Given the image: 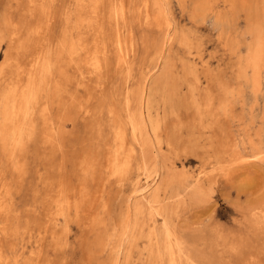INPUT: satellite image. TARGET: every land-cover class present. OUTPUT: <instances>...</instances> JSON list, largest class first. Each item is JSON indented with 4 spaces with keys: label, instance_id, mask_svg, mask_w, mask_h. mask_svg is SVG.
I'll return each instance as SVG.
<instances>
[{
    "label": "rangeland",
    "instance_id": "obj_1",
    "mask_svg": "<svg viewBox=\"0 0 264 264\" xmlns=\"http://www.w3.org/2000/svg\"><path fill=\"white\" fill-rule=\"evenodd\" d=\"M4 1L0 0V10ZM163 1L169 19L174 21L166 46L162 7L155 0H111L109 7L122 11L116 32L123 42L120 63L115 61L117 54L112 46L108 69L87 84L90 94L81 86L75 94L82 110L80 106L75 108L73 122L66 121L52 144L44 146L36 143L38 139L29 143L22 156V169L15 171L6 155L0 153V196L9 200V217L17 225L2 248L8 259L17 257L19 264H102L105 260L108 264L118 236L115 225L130 193V205L141 210L143 236L151 226L156 228L154 241L159 242L163 255L156 264H168L164 244L169 241L178 264H264V0ZM154 6H158L156 12ZM55 7L66 8V1L55 0ZM146 12L158 13L159 23L148 19ZM58 26L55 23L53 29ZM1 44L0 59L5 46ZM127 91H133L128 103L124 98ZM89 95H94L91 102L86 101ZM93 108L101 109L104 119L108 108L123 122L131 114L146 130L149 142L144 143V137L135 141L125 123V152L131 155L132 164L124 176L109 172L106 158L111 151L100 147L94 136L96 118L88 115ZM216 115L221 125L217 137L225 135L229 141L226 150L216 149L210 141ZM86 156L85 161L91 157L89 162L97 165L93 175L88 171L85 176L81 170L80 162ZM60 177L64 186H69L70 180L76 191L80 210H71L69 217L48 208L52 204L51 187H56ZM82 186L87 188L84 194ZM152 193L156 197L149 206ZM163 224L167 230L162 235L158 227ZM143 236L137 241L140 249L125 243L119 264H148L142 257L146 256L143 246L147 245Z\"/></svg>",
    "mask_w": 264,
    "mask_h": 264
},
{
    "label": "bare ground",
    "instance_id": "obj_2",
    "mask_svg": "<svg viewBox=\"0 0 264 264\" xmlns=\"http://www.w3.org/2000/svg\"><path fill=\"white\" fill-rule=\"evenodd\" d=\"M65 1H66V8L61 10V9L55 7V0H14V4H13V1H11V0H5L4 4L2 5V8L0 10V49L2 48L1 42H3L5 45L4 49L2 50V55H1V59H0V153L1 154L4 153L6 155L9 165L11 166V168L15 169V171L22 169L21 168L22 167V156L26 152V148H27L29 143H31L33 141L35 142V140L38 139L36 143L42 142L43 144H45L44 146H46V144H52L54 142L53 141L54 135L63 130V125L66 123V121L73 122L74 114H75V112H74L75 108L78 106H80V110H82V108H83V105L77 102V98L75 95L78 88L81 86L82 89L87 90V93L90 94L91 91L88 90L87 84H88V82H90L91 79L101 77L103 75L104 71L106 69H108L109 65L112 62L111 61L112 60L111 59V57H112L111 47L112 46L114 47V50L117 54L115 61H117V63H120L121 57L119 56V52L122 51V48H123L122 43L123 42L119 38V36L116 34V32H117V28H118V24H119L118 21L119 20L122 21V11L121 10H115L114 8H110L109 5L111 3V0H65ZM128 1H130V0H128ZM155 2L162 7L161 12H162L163 19L165 20V27H166V32L164 34V41L163 40L162 41H163V44L166 46V44L169 41L171 34L173 32V24H174L173 22L174 21L172 22L171 19H169L170 17H168L169 15H167L168 11L166 13V10H165L166 4H164V1L163 0H155ZM243 5L245 6L246 4H243ZM169 6L170 5H168V7ZM129 7H130V5L128 6V9H129ZM192 7H194V5ZM157 8H158V6L157 7L154 6L153 10L156 12L158 10ZM196 8H198V7H196ZM118 11L120 12V17H119ZM151 12H153V11H151ZM151 12H150V14L146 12V17L149 16L148 19L151 17L154 21H156V23H159L158 13L154 14ZM262 12L263 11H261L259 13L262 14ZM222 15H224V14H222ZM260 16H262V15H260ZM127 17H129V16H127ZM217 17H218V15H217ZM151 18H150V20H151ZM215 18H216V16H215ZM262 18H264V17H262ZM221 19H222V16H221ZM128 21H129V19H128ZM55 23H58V25H59L57 30L53 29V26L55 25ZM213 23L215 25L214 20H213ZM129 25H130V21H129ZM259 29H260V26H259ZM253 30L254 29H252L251 31H253ZM55 33H57V34H55ZM239 34H240V32H239ZM233 35H234V32H233ZM259 35L258 36L256 35V36L259 37ZM232 36H231V38H232ZM243 36H245V35H243ZM256 36H255V38H257ZM252 38L254 39V36ZM228 39H230V38H228ZM228 39H227V41H228ZM253 39H252V42L254 41ZM152 40H153V37H152ZM155 40H156V37H155ZM155 40L153 42H155ZM186 47H188V46H186ZM134 49H135V47H134ZM259 50H260V47H259ZM126 51H127V49H125V51L122 53V56L126 53ZM131 51L132 50H130V53H131ZM186 51H187V48H186ZM192 64H193V62H192ZM187 65H189V64H187ZM195 67L193 66L192 68H195ZM185 68H186V66H185ZM188 68H186V69H188ZM178 69H179V67H178ZM190 70H191V68H190ZM182 73H184V72H182ZM149 74H150V72H149ZM127 75H129V73ZM191 75H195V74L191 73ZM238 75H240V73ZM198 76H199V74H198ZM183 77H185V76H183ZM186 78H188V77H186ZM186 78H183V79H186ZM185 81L188 82V80H185ZM190 82H191V80H190ZM254 82H255V80H254ZM146 87H148L147 84H146ZM164 89H165V87H164ZM179 90H180V88H179ZM189 91L191 94V90H189ZM226 91H228V90H226ZM151 92H150V94H151ZM132 93H133V91L125 92L124 98L126 100V103L130 102ZM163 94H164V92H163ZM93 96H91V95L87 96L86 101L91 102L93 99ZM100 97L102 99V95ZM143 98H144V95H143ZM167 98H168V96H167ZM171 98L172 97H170V99ZM178 98H177V100H178ZM189 98L191 99V97H189ZM189 98H187V99H189ZM147 99L148 98H146V101H147ZM181 99H182V97H181ZM143 100H145V99H143ZM234 100H236V99H234ZM199 102H201V101H199ZM145 103L146 102H144V104ZM167 104H168V102H167ZM222 107H224L223 102L221 103V108ZM144 108H146V107H144ZM93 109H95V108H93ZM154 109H155V107H154ZM84 110L85 111H83V112L86 113L85 108H84ZM177 110H178V108H177ZM198 111H199V109H198ZM105 112L108 114V117L106 114V119H104V117H103L104 112L102 113L101 109H97V110L95 109L93 112H90L88 114V115H90L92 113L94 115V117L96 118V122L94 123L95 126H93L94 127L93 128L94 136L97 138L98 141H100V142H98L100 147H107V149H109L111 151L109 156H107V158H106L107 159L106 163H107V167L109 169V172L115 176H124L126 174L127 170L129 169V166L132 164L131 163V155H129V153L125 152L126 145H127L125 123L129 125L130 130L132 132V136L135 139V141H138V139L140 137H144L143 142L146 143L147 141L149 142V139L147 138L148 136L146 134V130H144V127H142L140 125V122L136 121L131 114H128L127 115L128 118L126 119V121L123 122L122 119L116 118V116L114 114V110H112V108H110V109L108 108ZM145 113H148V112L146 111ZM145 113H144V116H145ZM167 113H169V112H166V114ZM205 113H207V111ZM153 114H155V116H156L157 113H155V111H154ZM202 114H204V113H202ZM198 115H200V114H198ZM202 116H204V115H201L200 117H202ZM219 121H220V118L218 115H216L214 117V123H213V127H212L213 138H211L210 141H211L212 146L215 147L216 149L226 150V148L228 147V144H229L227 136L221 135V136L217 137V134L219 133V128L221 127V125L219 124ZM147 122H148V120H147ZM194 124L195 123H193V125ZM199 124H201V123H199ZM182 125H183V123H182ZM202 125H203V122H202ZM191 127H193V126L191 125ZM202 128H200V129H202ZM154 129L157 130L158 128L154 127L153 130ZM176 129H178V127ZM105 130H107V131H105ZM77 134H78V132H77ZM156 135L158 136V134H156ZM159 136H161V135H159ZM159 136H158V138H159ZM178 137H179V135H178ZM66 139H68V138H66ZM70 140H71V138H70ZM163 140H164V137H163ZM75 141H76V139H75ZM58 142H59V140H58ZM69 142H71V141H69ZM84 145H85V143H84ZM159 145H160V140H159ZM165 145H164V147H166ZM205 145H207V144H205ZM66 146H70V145H66ZM66 146L65 147L63 146V147L67 148ZM73 147H75V145ZM82 149H84V147ZM167 150H168V148H167ZM184 151L185 150H183V152ZM101 152H102V150H101ZM177 152H181V151H177ZM214 153H216V151H214ZM66 154H68V153H66ZM168 154H170V153H168ZM177 154L178 153H176V155ZM81 155H82V153H81ZM86 158H87V156L84 157V160L80 162L81 164L79 163L81 165V166L80 165L79 166L81 167V170L84 172L85 176L87 175L88 171H90V173L93 175L94 173H96L95 171L97 170V165H96V163L94 164V163L89 162L91 157L88 161L87 160L85 161ZM216 158H218V157H216ZM136 159L137 158H135V160ZM154 159H156V158H154ZM138 161H140V160H138ZM161 162H160V164H161ZM71 163L73 164L72 161H71ZM100 164H102V163H100ZM217 164H219V163H217ZM143 165H144V162H143ZM155 166H158V165H155ZM69 167H73V166H71V164H70ZM23 170H24V168H23ZM149 170H151V169H149ZM24 171H27V170H24ZM82 171H79V174ZM1 172H2V170H1ZM155 173H156V170H155ZM28 174H29V172H28ZM96 175H95V177H96ZM42 176L43 175H41V177H38V179L39 178L42 179ZM24 177H25V175H24ZM128 179H129V177H128ZM214 179H215V176H214ZM15 180L19 181V178L17 177V179H15ZM82 180H84V179H82ZM41 183H43V182H41ZM68 183H69L68 184L69 186H67V185L64 186V179L61 177L57 181H55L54 185H56V187L52 186L51 187L52 191H50L52 194L49 193L50 203H52V204H50V205L48 204V208L54 207L62 215L65 214L66 217H69L71 210H73V212L80 210L79 206H78V204H76V200H75L76 191L72 185V182H70V180H68ZM36 184H37V182H36ZM39 186L40 185H38V188H39ZM92 186H94V185H92ZM9 187L10 186L8 185L6 190H5L6 192L9 191ZM89 187H90V185H89ZM134 188L132 190H134ZM140 188L141 187H139L138 189H140ZM86 189H87L86 187L82 186L81 191L83 194L85 193ZM136 190L134 192H136ZM127 196L129 198L125 202L126 203L125 209H124L123 213L120 214L119 219H118V223H116V225H115V226H117L118 236H117L116 244L114 246V250H112V257H111L110 261L108 262V264H119V259L122 255L123 250H124L125 243H127V242L131 243V245H130L131 247L136 248V249L137 248L140 249V247H138L137 241H138L139 237H141L145 234L144 233V226L142 225V223H140V220H139L141 210L138 209V207H136V206L134 208H132V206L130 205V198L132 195H130V193H129ZM155 197H156V195L154 193L151 200L148 202L149 206H151L150 203L152 204L155 201ZM4 199H5V196L2 197V195H1L0 196V219H1V221H0L1 222L0 223V264H19L20 262H19V259L17 257L15 259L13 258V260H10V259H8V257L5 254H3V250H2L3 245L5 244V241L8 240V238L10 237V234L13 232V229H15L17 227L16 224L13 225L14 222L11 221V217H9L10 211L12 210V207L10 206L11 204H10L9 200L5 201L6 199L5 200ZM21 201H23V200L21 199ZM23 203H24V201H23ZM77 208L79 210H77ZM18 215H19V213H18ZM59 217H60V215H59ZM14 218L16 219L17 216H15ZM87 218H88V220L91 219L90 217H87ZM170 221H171V219H170ZM170 221H168V222H170ZM93 224L94 223H92V225ZM158 228H159L160 233H162V235L167 230V228L165 227V224H163L161 228L160 227H158ZM155 230H156V228H154V226H151L150 229L148 230L149 232L147 233V235L143 236V237L147 238L146 239L147 245L143 246L144 249L146 248V256L142 255V257L144 256V261L148 264H154V262L156 264V261L161 259L160 257H163V255H161L159 248H158L159 242L157 243V241H154V238L156 237L155 236L156 235ZM52 232L55 234L54 230H52ZM166 236H168V234ZM108 237H109V235L107 234V237L105 239L106 245L109 243V241H107ZM144 244H146V243L144 242ZM164 248L168 252L167 253L168 264H178L177 260H176V258H177L176 252H175L174 247L172 246L170 241L166 242L164 244ZM141 249H142V246H141ZM130 251H131V248H130ZM127 258H128V256H127ZM141 259H143V258H141ZM102 264H107L106 260L104 261V263L102 262Z\"/></svg>",
    "mask_w": 264,
    "mask_h": 264
}]
</instances>
